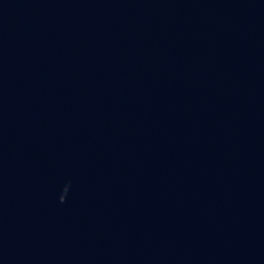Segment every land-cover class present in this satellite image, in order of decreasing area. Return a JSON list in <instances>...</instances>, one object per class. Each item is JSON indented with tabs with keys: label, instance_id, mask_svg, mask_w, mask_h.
<instances>
[{
	"label": "water",
	"instance_id": "95a60500",
	"mask_svg": "<svg viewBox=\"0 0 264 264\" xmlns=\"http://www.w3.org/2000/svg\"><path fill=\"white\" fill-rule=\"evenodd\" d=\"M0 264H264V0H0Z\"/></svg>",
	"mask_w": 264,
	"mask_h": 264
}]
</instances>
